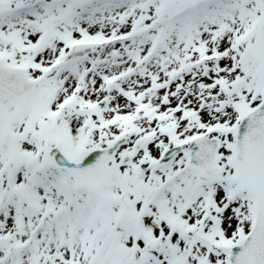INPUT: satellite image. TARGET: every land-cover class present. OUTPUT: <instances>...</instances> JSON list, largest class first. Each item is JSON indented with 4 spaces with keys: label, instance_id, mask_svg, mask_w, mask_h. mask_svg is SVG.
I'll return each instance as SVG.
<instances>
[{
    "label": "snow or ice",
    "instance_id": "obj_1",
    "mask_svg": "<svg viewBox=\"0 0 264 264\" xmlns=\"http://www.w3.org/2000/svg\"><path fill=\"white\" fill-rule=\"evenodd\" d=\"M0 264H264V0H0Z\"/></svg>",
    "mask_w": 264,
    "mask_h": 264
}]
</instances>
